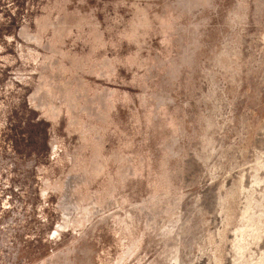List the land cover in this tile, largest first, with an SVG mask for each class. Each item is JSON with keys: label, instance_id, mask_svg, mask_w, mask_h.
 <instances>
[{"label": "rangeland", "instance_id": "obj_1", "mask_svg": "<svg viewBox=\"0 0 264 264\" xmlns=\"http://www.w3.org/2000/svg\"><path fill=\"white\" fill-rule=\"evenodd\" d=\"M0 264H264V0H0Z\"/></svg>", "mask_w": 264, "mask_h": 264}]
</instances>
